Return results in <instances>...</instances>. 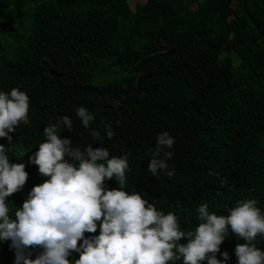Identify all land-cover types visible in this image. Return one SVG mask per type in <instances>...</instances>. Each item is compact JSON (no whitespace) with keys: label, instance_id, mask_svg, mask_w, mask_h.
I'll use <instances>...</instances> for the list:
<instances>
[{"label":"trees","instance_id":"1","mask_svg":"<svg viewBox=\"0 0 264 264\" xmlns=\"http://www.w3.org/2000/svg\"><path fill=\"white\" fill-rule=\"evenodd\" d=\"M14 87L29 97V123L0 144L28 177L6 198L11 219L47 179L29 157L62 116L73 122L71 132L61 127L73 146L131 153L125 189L173 212L182 230H195L205 202L226 216L255 200L264 214V0H0V91ZM80 106L95 117L87 129ZM163 131L175 141L172 177L147 171ZM104 187L117 188L115 178ZM98 234L99 225L85 237ZM244 242L229 230L216 258L237 264ZM253 243L264 251V236ZM27 251L34 259L42 249ZM0 264H16L10 240H0Z\"/></svg>","mask_w":264,"mask_h":264},{"label":"clouds","instance_id":"2","mask_svg":"<svg viewBox=\"0 0 264 264\" xmlns=\"http://www.w3.org/2000/svg\"><path fill=\"white\" fill-rule=\"evenodd\" d=\"M29 97L19 88L0 91V138L11 141L10 133L20 123L28 124ZM76 115L84 128L94 115L80 106ZM61 127L72 131L73 122L62 116L55 124L43 128L44 142L29 157L47 177L32 187L15 219L9 216L6 198L18 192L27 181L25 164L12 163L6 147L0 144V240H10L16 250V264H72L69 257L79 254L74 264H221L216 258L229 230L241 238L234 253L237 264H264V251L253 243L264 236V214L255 200L237 202L228 215L209 212L207 202L198 207L200 223L195 230H182L178 217L164 214L153 203L135 191L125 189L126 170L131 153L110 157L106 147L89 144L81 150L68 138L61 137ZM106 137L115 133L111 124H104ZM94 139L100 132L93 129ZM168 131L156 136L150 149L147 171L156 176L175 175L167 163L174 153ZM115 181L117 188L106 189L105 180ZM99 234L85 237V233ZM185 239L186 243H179ZM81 242V243H78ZM42 249L34 259L30 248ZM225 260L227 253H221Z\"/></svg>","mask_w":264,"mask_h":264},{"label":"rangeland","instance_id":"3","mask_svg":"<svg viewBox=\"0 0 264 264\" xmlns=\"http://www.w3.org/2000/svg\"><path fill=\"white\" fill-rule=\"evenodd\" d=\"M200 1H204V0H200ZM132 2V0H130V3Z\"/></svg>","mask_w":264,"mask_h":264}]
</instances>
